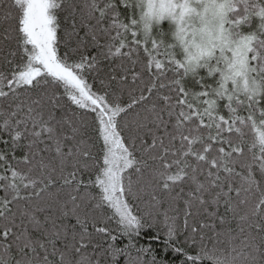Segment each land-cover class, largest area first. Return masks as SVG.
<instances>
[{"label": "snow or ice", "instance_id": "obj_1", "mask_svg": "<svg viewBox=\"0 0 264 264\" xmlns=\"http://www.w3.org/2000/svg\"><path fill=\"white\" fill-rule=\"evenodd\" d=\"M0 264H264V0H0Z\"/></svg>", "mask_w": 264, "mask_h": 264}]
</instances>
